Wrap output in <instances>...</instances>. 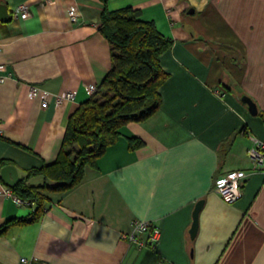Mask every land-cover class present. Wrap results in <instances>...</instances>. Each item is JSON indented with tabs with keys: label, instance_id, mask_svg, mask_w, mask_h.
Here are the masks:
<instances>
[{
	"label": "crops",
	"instance_id": "1",
	"mask_svg": "<svg viewBox=\"0 0 264 264\" xmlns=\"http://www.w3.org/2000/svg\"><path fill=\"white\" fill-rule=\"evenodd\" d=\"M23 2L31 11L26 19L12 14ZM0 3L10 14L0 20V160L13 164L20 179L56 157L70 114L88 97L84 84L100 85L112 65L111 45L99 30L102 0ZM71 6L79 22L70 20ZM106 6L140 10L171 39L158 57L167 73L160 105L124 124L75 185L45 191L37 219L1 230L0 264H20L21 257L44 264H264V171L247 153L254 138L264 140V0H106ZM31 86L53 94L72 88L75 95L57 101L51 94L41 106L28 96ZM127 136L143 143L131 149ZM232 171L242 172L243 193L227 203L214 184ZM42 181L38 174L28 179ZM33 208L0 190V226ZM133 219L159 227L154 246L128 242Z\"/></svg>",
	"mask_w": 264,
	"mask_h": 264
},
{
	"label": "trees",
	"instance_id": "2",
	"mask_svg": "<svg viewBox=\"0 0 264 264\" xmlns=\"http://www.w3.org/2000/svg\"><path fill=\"white\" fill-rule=\"evenodd\" d=\"M102 2L99 30L111 45L112 65L98 90L70 114L56 157L39 167L28 168L23 177L9 186L34 208L28 217L5 220L0 231L13 223L37 219L44 210L45 191L66 190L75 185L84 166H95L103 151L118 140L124 124L148 117L160 105L158 87L167 73L158 57L171 39L157 29L153 20L141 18L140 10H111L106 0ZM127 142L131 149L143 143L135 136H127ZM219 151L222 156L226 147ZM5 163L8 161L0 160V168ZM37 174L43 181L29 184L28 179Z\"/></svg>",
	"mask_w": 264,
	"mask_h": 264
},
{
	"label": "built area",
	"instance_id": "3",
	"mask_svg": "<svg viewBox=\"0 0 264 264\" xmlns=\"http://www.w3.org/2000/svg\"><path fill=\"white\" fill-rule=\"evenodd\" d=\"M67 13L72 22H79L78 14L73 6L67 8ZM14 16H19L22 19H26L31 16V11L27 3L17 4L12 11ZM86 94L92 96L97 90L98 85L93 82H88L84 84ZM53 94L48 90H45L38 86H31L28 92L30 98L38 97L40 99L41 106L47 105V100L50 95ZM55 100H71L74 98L75 90L66 89L62 92L53 94ZM249 159L251 161L252 167L264 171V140L254 138L251 146L247 150ZM242 172L232 171L225 175L219 176L214 184L215 191L219 196L227 203H231L238 199L242 193ZM1 193L6 197L10 198L13 202L17 204L26 203V201L16 194L9 188V186L1 185ZM146 233L144 239L140 238V234ZM159 227L155 224L150 223L147 220L133 219L131 222V231L126 235L129 243L135 244L137 247H152L159 237ZM20 264H44L42 261L35 257H21Z\"/></svg>",
	"mask_w": 264,
	"mask_h": 264
},
{
	"label": "water",
	"instance_id": "4",
	"mask_svg": "<svg viewBox=\"0 0 264 264\" xmlns=\"http://www.w3.org/2000/svg\"><path fill=\"white\" fill-rule=\"evenodd\" d=\"M10 19V14L8 7L5 3H0V20L7 21ZM240 101L246 105L248 111L255 115L257 114V106L255 102L246 94H242L239 97ZM0 177L4 181L7 186L14 185L18 179V171L17 168L13 164H5L0 168ZM204 199H199L194 207L193 214H192V223L189 228V234L191 237H194L197 232L198 227V214L203 206Z\"/></svg>",
	"mask_w": 264,
	"mask_h": 264
}]
</instances>
